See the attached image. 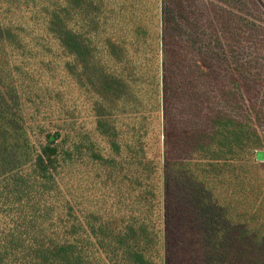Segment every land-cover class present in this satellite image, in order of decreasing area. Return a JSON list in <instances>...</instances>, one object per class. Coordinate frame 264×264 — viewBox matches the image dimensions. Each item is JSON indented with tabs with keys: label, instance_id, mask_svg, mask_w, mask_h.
Returning a JSON list of instances; mask_svg holds the SVG:
<instances>
[{
	"label": "rangeland",
	"instance_id": "rangeland-1",
	"mask_svg": "<svg viewBox=\"0 0 264 264\" xmlns=\"http://www.w3.org/2000/svg\"><path fill=\"white\" fill-rule=\"evenodd\" d=\"M50 1L54 8L57 0ZM98 1L95 45L99 61L111 65L106 38L124 54L120 73L127 88L112 106L94 98L88 87L82 88L68 75L65 66L73 59L66 58L49 35L40 9L12 10L22 15L15 24L26 45L24 55L10 56L9 61L16 65L13 80L20 86L28 143L25 134L19 135L12 155L0 151V264H39L34 253L50 248L61 237L66 204L83 227L86 215L93 212L103 222L117 221L122 229L131 216L138 215L131 205L135 206L150 183L158 186L161 216L156 264H205L206 254L217 257L215 264H244L239 256H216L219 242L220 248L238 247L233 234L237 226L224 220L219 208L220 199L228 200L234 191L220 182L233 185L235 181L232 174L211 172L198 147L201 134L195 128L203 120L207 89L200 86L195 94H187L186 84L162 80L157 57L165 48L164 10L188 23L198 20L207 34L210 30L225 34L221 41L229 47L222 44L223 65L217 80L218 94L223 91L224 97V92L234 90L228 77L229 53L237 46L238 26L245 30L244 38L252 36L247 44L254 58L251 79L258 81L248 96L254 106L253 123L262 137L258 149L262 158L252 154L245 163L234 164L245 167L247 181L253 174L264 180V44L258 46L255 41L256 32L264 41V0ZM231 28L236 34L227 33ZM166 40L175 60L190 57L178 47V38L176 46ZM99 122L105 134L97 128ZM55 132L60 134L59 147L70 152L71 159L60 154L52 182L47 183L31 160L45 144V135ZM94 153L106 163H97ZM144 159L150 164L148 173ZM138 178L140 188L134 186Z\"/></svg>",
	"mask_w": 264,
	"mask_h": 264
},
{
	"label": "trees",
	"instance_id": "trees-1",
	"mask_svg": "<svg viewBox=\"0 0 264 264\" xmlns=\"http://www.w3.org/2000/svg\"><path fill=\"white\" fill-rule=\"evenodd\" d=\"M53 3L50 0H0V151L5 155L15 152L19 135L23 137L25 134L24 140L28 143L24 104L19 101L20 86L13 80L16 65L9 61L10 56L24 55L26 45L18 33L22 30L15 24L22 15L16 16L12 10H41L49 35L57 41L65 57L73 59L72 63L67 62L65 66L68 75L72 79L76 78L82 88L88 87L94 98L108 101L112 106L125 95L127 84L120 73L124 54L109 38L105 39V44L111 65L104 66L99 61L95 45V16L99 13L98 5L101 3L98 0H57L52 8ZM168 17L171 27L168 26ZM161 23L165 48L163 55L160 53L157 57L158 73H162V80L165 79L169 84H186L187 94H195L200 86L207 89L203 120L195 128L201 134L197 143L202 160L211 172L221 176L234 175L233 185L227 180L220 182L225 189L232 187L234 191L230 195L233 200H230L229 195L228 200L220 199L219 208L223 219L231 220L237 226L233 234L238 247L220 248L222 243L219 242L216 256L229 258L232 254L233 258L239 256L244 264H264V180L253 174L247 181L245 167L234 164L245 163L252 154L259 157L258 149L262 146V137L253 123L254 106L250 105L248 96L253 84L251 90L255 92L258 81L251 79L255 72L254 58L247 44L252 36L249 34V38H244L246 32L238 26L239 38L234 41L237 46L229 53L232 68L229 69L228 77L234 87L230 89L234 90L224 92L223 97V91L220 92L221 96L218 94L217 80L223 65L220 59L224 52L222 44L229 47L227 41H221L225 34L216 30H210L207 34L204 29L206 26L201 28L198 20L188 23L181 17L173 16L169 9L163 11ZM234 29L227 30V33L236 34ZM166 37L175 46L178 44L176 39H179L178 47L190 54L188 60H175L170 56L173 48L166 47ZM255 41L258 46L264 44L258 32ZM97 128L102 132L100 122ZM59 138L58 132L46 134L45 144L41 145L40 151L31 160L37 175L47 183L52 182L59 165V155L63 154L66 160L71 159V153L59 147ZM112 144L118 152V145L115 142ZM93 157L99 164L106 163L100 154L94 153ZM144 162L148 173L150 164L145 159ZM141 185L140 179H136L134 186L140 188ZM157 198L158 186L153 183L145 186L143 193L136 198L135 206L131 205V211L138 215L131 216L122 229L117 221L110 219L103 222L93 212L86 215L88 218L83 227L74 209L66 204L61 221V237L53 240L50 248L40 249L39 253L36 250L35 257L39 264H156L161 236ZM205 257L208 258L205 264H215L218 260L208 254Z\"/></svg>",
	"mask_w": 264,
	"mask_h": 264
},
{
	"label": "crops",
	"instance_id": "crops-1",
	"mask_svg": "<svg viewBox=\"0 0 264 264\" xmlns=\"http://www.w3.org/2000/svg\"><path fill=\"white\" fill-rule=\"evenodd\" d=\"M258 156H259L258 158H262V154L260 152H259Z\"/></svg>",
	"mask_w": 264,
	"mask_h": 264
}]
</instances>
